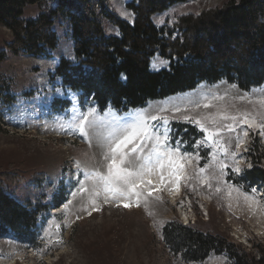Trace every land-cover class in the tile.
Segmentation results:
<instances>
[{"label": "rangeland", "instance_id": "rangeland-1", "mask_svg": "<svg viewBox=\"0 0 264 264\" xmlns=\"http://www.w3.org/2000/svg\"><path fill=\"white\" fill-rule=\"evenodd\" d=\"M50 1L56 4V0ZM131 1L107 0V5L123 19L133 22L135 14L128 7ZM226 1L178 3L156 14L154 21L162 26L176 21L180 15L198 14ZM38 13V6H29L25 15L34 18ZM103 24L108 34H120V29L106 18ZM54 27L60 41L51 57L6 49V56L0 60V178L2 173L10 172L21 179L18 183L6 184L8 192L17 200H36L45 195L48 206L35 230V242L14 235L0 238V264H238L227 251L213 252L203 259L175 251L164 235L165 226L172 222L224 236L239 252L248 254L247 264H264V183L251 184L244 178L245 171L255 165L264 169V134L260 128H248L249 135L243 138L240 128L247 125H236L244 143L237 148L233 139L229 150L235 151L236 159L243 162L237 173L232 170L233 161L229 158L228 167L219 177L216 162L211 161V149L192 147L194 141L200 143L203 133L191 123L173 120L171 111H160L190 105L205 95H219L227 99L213 101L214 106L209 109L190 108L188 114L198 118L227 106L232 114L247 111L257 115L264 111L259 104L236 98H262L264 84L243 90L227 81L204 82L193 90L153 101L136 110L108 109L125 118L140 111L149 116L157 113L164 116L172 121L175 134L182 138L181 149L197 152V156L186 162V174L192 178L182 181L178 192L170 191L165 185L153 197H147V206L142 199L140 207L135 206V200L127 208L111 198L105 202L103 194L93 204L88 192L71 193L75 191L73 176L79 175L76 162L83 170H93V158L95 161L101 158L99 149L95 140L90 146L67 125L70 113L79 112L81 105L86 108L95 103L92 97L83 99L64 85L58 75L57 68L63 57L75 59L74 42L66 19L59 18ZM11 40V31L0 24V51ZM169 64V60L157 55L151 66L160 70ZM217 155L223 159L220 152ZM206 161L212 167H207ZM201 167L207 170L197 178ZM150 178L153 188L159 185L158 173ZM91 184L86 181L85 187L90 188ZM244 194L254 197L258 203L251 199L246 202ZM178 233L174 232L172 237Z\"/></svg>", "mask_w": 264, "mask_h": 264}, {"label": "trees", "instance_id": "trees-1", "mask_svg": "<svg viewBox=\"0 0 264 264\" xmlns=\"http://www.w3.org/2000/svg\"><path fill=\"white\" fill-rule=\"evenodd\" d=\"M189 0H133L128 7L133 22L109 9L107 0H0V24L12 33L6 49L36 57H51L59 45L55 25L68 21L75 59L63 57L57 68L64 85L81 97H92L98 109L123 112L193 90L201 83L227 81L243 90L264 84V0H227L201 13L180 15L176 21L159 26L154 16ZM29 6H38L34 18L26 17ZM120 29L108 34L103 19ZM159 55L168 67L154 70ZM0 178V238L14 235L36 241L40 217L47 211L45 195L17 200L6 187L21 179L10 172ZM244 178L251 184L264 183V169L255 165ZM178 231V235L173 233ZM164 235L175 251L193 259L224 251L238 264L247 255L221 235L204 233L195 227L172 222ZM180 235V236H179Z\"/></svg>", "mask_w": 264, "mask_h": 264}, {"label": "snow or ice", "instance_id": "snow-or-ice-1", "mask_svg": "<svg viewBox=\"0 0 264 264\" xmlns=\"http://www.w3.org/2000/svg\"><path fill=\"white\" fill-rule=\"evenodd\" d=\"M225 99H227L226 96L205 95L190 105L160 109L165 113L171 111L173 120L191 123L203 133L200 143L197 144L194 141L192 147L197 150L201 147L211 149V161L216 162L215 167L219 170V177L223 176L224 170L228 167L226 161L229 158L233 161L232 170L237 173L240 171L239 164L243 161H238L237 153L229 150L233 139L236 140V147L239 148L244 143L243 138L249 135L248 128L259 127L261 134H264V111L257 115L247 111H237L232 114L227 106H223L218 107L214 113H203L198 118L188 114L190 108L209 109L214 106L213 101ZM236 99L241 102L247 100L249 103L259 104L261 109H264V97L253 100L252 97L241 96ZM257 117H259V123ZM238 123L247 125V128L242 126L240 128L243 138L237 133ZM67 127L78 133L90 146L95 140L96 147L99 149L101 158L99 161L93 158V170H83L80 163L76 162L75 166L79 170V175L73 176L75 191L71 193L75 195L76 192H88L93 204L96 198L103 194L105 202L111 198L118 204L123 203L126 208L133 206V200H135V206L140 207L142 199L147 206L149 203L147 197H153L163 186L167 185L170 191L178 192L181 182L192 178L186 174V162H190L194 156H197V152L182 150L183 140L175 134L176 130L172 126V121L158 113L149 116L144 111H140L131 113L125 118L118 117L108 109H98L95 104L86 108L81 105L79 112L70 113ZM218 152L222 154L223 159L218 158ZM206 163L207 167H212L210 162L206 161ZM206 170V167L199 168L197 178ZM157 173L160 183L153 188L150 177ZM86 181L92 182L90 188L85 187ZM216 191L219 192L220 188ZM156 199L160 198L156 197ZM250 199L258 203L254 197L244 194L246 202Z\"/></svg>", "mask_w": 264, "mask_h": 264}]
</instances>
